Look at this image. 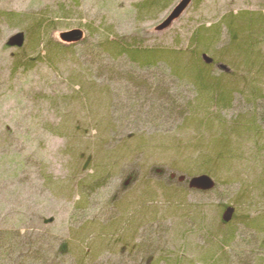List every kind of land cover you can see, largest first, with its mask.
I'll return each instance as SVG.
<instances>
[{"label": "rangeland", "instance_id": "obj_1", "mask_svg": "<svg viewBox=\"0 0 264 264\" xmlns=\"http://www.w3.org/2000/svg\"><path fill=\"white\" fill-rule=\"evenodd\" d=\"M241 14L264 0H0V264H264V72L215 117L169 67L209 40L235 69Z\"/></svg>", "mask_w": 264, "mask_h": 264}, {"label": "trees", "instance_id": "obj_2", "mask_svg": "<svg viewBox=\"0 0 264 264\" xmlns=\"http://www.w3.org/2000/svg\"><path fill=\"white\" fill-rule=\"evenodd\" d=\"M256 17H251L248 14H241L235 18L228 17L230 22L228 23V26H230V38L232 39V45L225 50V53L227 51V55L231 56L234 55L238 61V63H241L240 65L237 66V64H233L235 66V69L232 65V62H225L228 66L226 69L228 70V73L223 71V74H220V76L216 77H211V70L213 66H220L222 63L218 64L217 62L215 63L214 60L210 57H207L206 51L207 47L211 44L209 40L205 41L204 45H199V48L194 51V54H191V60L183 66V63L181 59L177 57L178 55L174 54V57L172 58V62L169 63L170 65L174 64L175 66H178L179 69L186 68L188 69L191 78L193 79V83L197 85V89L199 93L202 91H206V95L204 98V103L203 108H206L209 104L214 105L212 109H210L212 115L215 117H220L223 115V112L227 109L229 106V103H231L233 94L235 90L237 89L238 84L234 83L235 81L241 80L242 83L246 82L244 86L247 87V81H249V78L253 74V72L258 69L257 72V78L263 79V76H260L262 72L261 67L264 64V56L261 54V52L258 49V43H260L262 40H264V16L259 14H255ZM243 22V23H242ZM203 46V47H201ZM132 54V53H131ZM135 54V53H134ZM133 55V54H132ZM136 55V54H135ZM138 55V56H137ZM135 56L136 60H142V61H151L154 65L156 64L155 62L160 59L161 54H144L146 57H142L141 55L137 54ZM233 61V60H232ZM152 64V65H153ZM243 68L244 71V76L243 78H235L234 76L238 73L237 68ZM240 69V68H239ZM184 71V70H181ZM254 72V73H255ZM174 75L178 76L180 79L186 78V75L179 74V72L173 71ZM236 73V74H235ZM241 83V82H240ZM239 83V84H240ZM199 86V87H198ZM250 98L248 99L249 103L254 105L256 107V104L258 103L256 99H252V95L249 96ZM203 101L200 99L198 102ZM254 102V103H253ZM198 107V106H197ZM208 108V107H207ZM206 108V109H207ZM214 108V109H213ZM201 109V108H200ZM211 115V116H212ZM214 117V118H215ZM251 123H249V126H246V123H241L244 124L242 127H248L250 129H256V121H259L257 118V114L253 113ZM261 120L263 119V116H261ZM238 122V121H237ZM236 121H229L223 122V126L228 128L230 127L232 130L233 129H239L236 126L238 123ZM231 123V124H230ZM237 123V124H236ZM229 124V125H228ZM242 133V132H241ZM225 154L227 152L224 151ZM220 155H218L217 159L219 158ZM222 161V160H220Z\"/></svg>", "mask_w": 264, "mask_h": 264}, {"label": "water", "instance_id": "obj_3", "mask_svg": "<svg viewBox=\"0 0 264 264\" xmlns=\"http://www.w3.org/2000/svg\"><path fill=\"white\" fill-rule=\"evenodd\" d=\"M184 6H185V3L181 4L180 7L173 13L172 17L177 16L181 12V10L184 8ZM81 36H82V33L80 31H75V32H70V33L65 34L63 38L66 41H77L81 38ZM22 43H23V40L20 36H18L14 41V44L16 46H21ZM196 184H198L197 186L203 189H208L210 187V183L207 178L198 179L196 181Z\"/></svg>", "mask_w": 264, "mask_h": 264}]
</instances>
